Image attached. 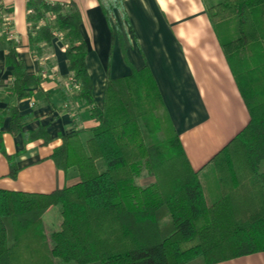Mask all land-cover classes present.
Wrapping results in <instances>:
<instances>
[{
	"label": "trees",
	"instance_id": "obj_1",
	"mask_svg": "<svg viewBox=\"0 0 264 264\" xmlns=\"http://www.w3.org/2000/svg\"><path fill=\"white\" fill-rule=\"evenodd\" d=\"M100 1L109 20L121 6V0ZM29 7L32 45L51 44L56 32L63 36L66 78L96 125L86 136H63L52 154L57 168L78 171L76 185L48 194L0 189V264H218L264 252V0H218L207 8L217 29L236 24V36L221 43L251 116L211 160L216 200H207L149 68L119 79L108 71L98 108L78 8L46 0H29ZM2 24L0 19V50L8 48L5 65L12 68L9 91L16 100L30 99L41 77L28 75ZM6 117L13 136L26 119L17 107L0 111V152L16 177L2 144ZM26 137L52 140L43 127ZM144 179L151 181L141 184ZM55 206L62 218L53 231L42 220Z\"/></svg>",
	"mask_w": 264,
	"mask_h": 264
},
{
	"label": "crops",
	"instance_id": "obj_2",
	"mask_svg": "<svg viewBox=\"0 0 264 264\" xmlns=\"http://www.w3.org/2000/svg\"><path fill=\"white\" fill-rule=\"evenodd\" d=\"M46 1L66 8L73 3L80 11V31L88 48L85 62L98 108L103 107L108 71L112 79H119L133 70L149 68L207 200L218 199L211 160L251 120L224 56L221 42L225 40L207 14L208 6L218 0H121L110 20L100 0ZM30 10L29 0H0L3 31L13 35L7 38L14 43L28 75L41 77L30 99L16 100L9 91L13 78L12 68L5 65L8 48L0 50V111L17 107L26 119L16 136L9 133L10 118L4 120L2 144L17 174L11 176V161L0 152V189L48 194L79 182L76 169L61 170L53 161L62 137L76 131L86 136L96 121L91 109L77 101L79 90L72 79L66 78L69 69L63 36L56 32L51 44L32 45ZM40 127L47 129L52 140L27 141L26 135ZM61 218V208L55 206L42 221L56 231ZM218 264H264V252Z\"/></svg>",
	"mask_w": 264,
	"mask_h": 264
},
{
	"label": "rangeland",
	"instance_id": "obj_3",
	"mask_svg": "<svg viewBox=\"0 0 264 264\" xmlns=\"http://www.w3.org/2000/svg\"><path fill=\"white\" fill-rule=\"evenodd\" d=\"M217 30H219V33H220L221 37L225 41H228L229 39L233 38L237 34L236 24L234 22H230L228 24H226V23L225 24H221V25H219ZM144 180H141L140 183L141 184H146V182ZM209 186H211V184ZM208 190L210 191V188Z\"/></svg>",
	"mask_w": 264,
	"mask_h": 264
},
{
	"label": "built area",
	"instance_id": "obj_4",
	"mask_svg": "<svg viewBox=\"0 0 264 264\" xmlns=\"http://www.w3.org/2000/svg\"><path fill=\"white\" fill-rule=\"evenodd\" d=\"M9 36L13 37V35H9ZM11 37H10V38H11Z\"/></svg>",
	"mask_w": 264,
	"mask_h": 264
}]
</instances>
